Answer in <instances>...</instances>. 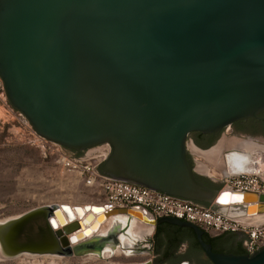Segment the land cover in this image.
Segmentation results:
<instances>
[{
  "label": "water",
  "instance_id": "water-1",
  "mask_svg": "<svg viewBox=\"0 0 264 264\" xmlns=\"http://www.w3.org/2000/svg\"><path fill=\"white\" fill-rule=\"evenodd\" d=\"M0 82L39 136L72 151L108 143L97 172L230 217L264 215V193L199 180L187 146L193 131L216 134L264 110V0H0ZM92 215L44 204L1 220L0 258L154 256L155 227L169 223L193 230L197 264H264V247L248 254L237 230L216 241L229 251L219 252L171 216L115 209L98 230Z\"/></svg>",
  "mask_w": 264,
  "mask_h": 264
},
{
  "label": "rangeland",
  "instance_id": "rangeland-1",
  "mask_svg": "<svg viewBox=\"0 0 264 264\" xmlns=\"http://www.w3.org/2000/svg\"><path fill=\"white\" fill-rule=\"evenodd\" d=\"M239 141L257 145L249 153L253 159L263 163L257 168H264V149L261 148L264 142L238 138L230 133L228 126L217 144L208 150L194 148L189 138L187 146L196 170L209 175L215 182L223 181V171L228 167L230 159L226 156L224 161V155L235 146L233 143ZM62 148L68 156L74 158H84L86 153L96 150L90 148L76 156L71 150ZM223 187L225 183L221 185ZM98 191L95 186L85 185L77 173L62 167L54 155L48 154L37 136L23 126L20 116L8 103L0 82V221L44 204L101 205L102 197L97 194ZM24 257L0 258V264H125L155 260L152 252L143 251H119L105 258L54 256L53 261L49 260L50 256H30L22 260Z\"/></svg>",
  "mask_w": 264,
  "mask_h": 264
},
{
  "label": "built area",
  "instance_id": "built-area-1",
  "mask_svg": "<svg viewBox=\"0 0 264 264\" xmlns=\"http://www.w3.org/2000/svg\"><path fill=\"white\" fill-rule=\"evenodd\" d=\"M16 112L23 126L37 136L48 154L55 156L56 162L69 171L77 173L85 185L95 186L100 190L97 194L102 197L100 204L105 211L131 208L144 210L155 219L171 216L197 225L210 236L237 230L250 239L245 249L248 254L264 247V221L230 217L189 199L177 198L142 185L112 179L94 169L110 152L108 143L94 147L96 150L92 156L70 157L59 143L36 134L28 120L20 112ZM263 177L264 168L262 167L232 173L223 171L225 187L240 192L264 193Z\"/></svg>",
  "mask_w": 264,
  "mask_h": 264
},
{
  "label": "flooded vegetation",
  "instance_id": "flooded-vegetation-1",
  "mask_svg": "<svg viewBox=\"0 0 264 264\" xmlns=\"http://www.w3.org/2000/svg\"><path fill=\"white\" fill-rule=\"evenodd\" d=\"M226 127H224L219 133H216V134H209V133L193 131L189 133L187 140L189 138L194 148L200 151L208 150L217 144L218 140L221 137L223 130ZM228 129H230V133L232 135H235L238 138H241V139L260 138L262 139V141H264V110L260 111L256 115V117L234 121L233 123L228 125ZM72 152L74 153L84 152V150L83 151H72ZM189 156L192 158V153L190 150H189ZM196 175L200 177L208 178L211 181H213L212 178H210V176L207 174H202L196 171ZM154 237L156 238V236ZM154 243H155V239L153 238V240H151V245H150L151 250H154V249L156 250V247H154ZM181 244L185 245L184 248L182 249L176 248L172 250L168 256H161L160 254L159 255L154 254V256L156 257V260H154L155 262L151 260V264H155L156 262H161L160 264H197L196 259L194 260V257H191V250L188 244L186 242H182ZM214 247L215 249L218 248V245L216 242L214 243ZM217 251L229 252L223 249L222 250L218 249Z\"/></svg>",
  "mask_w": 264,
  "mask_h": 264
},
{
  "label": "trees",
  "instance_id": "trees-1",
  "mask_svg": "<svg viewBox=\"0 0 264 264\" xmlns=\"http://www.w3.org/2000/svg\"><path fill=\"white\" fill-rule=\"evenodd\" d=\"M82 152H76V156H80ZM199 180H201L206 185H209L214 188H221L219 184L214 183L208 178L197 176ZM200 204L204 206H209L208 203ZM155 242H156V254H160L161 256H168L170 252L176 249L182 242H186L190 248V250L195 251L198 250L201 253H204L198 244L195 234L192 229L187 227H180L169 223H160L157 224L155 227ZM223 235L220 236H210L207 233H204L203 239L205 242L211 243L213 251H217L214 247V243L221 238ZM234 253H244L242 249H237L233 251ZM198 264H213L208 259L206 262H200Z\"/></svg>",
  "mask_w": 264,
  "mask_h": 264
},
{
  "label": "bare ground",
  "instance_id": "bare-ground-1",
  "mask_svg": "<svg viewBox=\"0 0 264 264\" xmlns=\"http://www.w3.org/2000/svg\"><path fill=\"white\" fill-rule=\"evenodd\" d=\"M233 144L235 146H233V148H231V150H228V152L224 156V161H225V157L226 156H229V158H230L228 160V167H226L224 169V173H227V172L228 173H232V172H237L239 170L251 171V170L257 169V166H262L263 165V163L260 160L253 159L251 157L250 153H249V150L252 151V149L257 148L256 144H254L253 142H248V141H239V142H235ZM261 148L264 149V146H261ZM222 171H223V169H222ZM225 189H229V188L225 187ZM223 199L228 200L229 199V193L225 194ZM69 205H71V207L74 206L72 204H69ZM84 205H89L90 206V210H91V212H93L92 220H94L97 216H99L101 214L98 217V224H99V229L98 230H100L110 218V217H106L105 218V215H104L105 210H104L103 206L102 205H93V204H84ZM84 205H79V206L83 207ZM92 206L100 207V208L92 209L91 208ZM139 220L143 221L141 218ZM254 220L255 221H262V220H264V215H257V216L254 217ZM29 257L30 256H25L22 260H26V258H29ZM57 257H59V256H57ZM31 258H35V256H31ZM49 260L53 261L54 260V256H50ZM36 262H38V261H36Z\"/></svg>",
  "mask_w": 264,
  "mask_h": 264
},
{
  "label": "crops",
  "instance_id": "crops-1",
  "mask_svg": "<svg viewBox=\"0 0 264 264\" xmlns=\"http://www.w3.org/2000/svg\"><path fill=\"white\" fill-rule=\"evenodd\" d=\"M225 234V233H224ZM223 235V234H222ZM216 236H218V235H216ZM220 236V235H219Z\"/></svg>",
  "mask_w": 264,
  "mask_h": 264
}]
</instances>
